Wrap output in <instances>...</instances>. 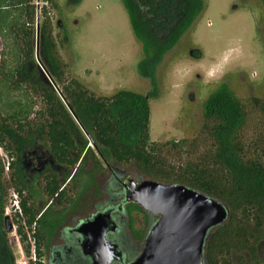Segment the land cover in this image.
<instances>
[{
	"label": "trees",
	"instance_id": "trees-1",
	"mask_svg": "<svg viewBox=\"0 0 264 264\" xmlns=\"http://www.w3.org/2000/svg\"><path fill=\"white\" fill-rule=\"evenodd\" d=\"M119 1L141 45L143 58L137 72L144 76L153 71H144L145 67L169 52L203 10L201 0H182L179 5L177 0ZM259 1L264 42V0ZM38 2L43 3L40 8L31 0H0V33L6 34L15 13L19 17L22 13L26 20L14 34L16 52L23 59L15 76L8 74L7 79L0 72V82L12 83L13 91L18 85L28 88L42 98L40 110L24 105L0 114V149L8 159L5 167L0 158V264H14L3 225L7 197L2 176L8 174L18 201L20 215L10 211L16 236L24 244L23 226L34 232L36 264H42L47 231L59 224V209L77 190L79 169L85 156L93 155V149L100 158L103 151L115 164L107 168L110 176L106 184L107 193L115 198L124 196L122 184L129 180L123 179V169L129 167L138 175L136 182L144 177L182 185L228 207V219L207 239L205 264H264L257 255V246L264 241V100L243 102L221 84L202 104V126L196 137L178 142L150 141L148 98L128 91L98 97L68 79L47 15L48 7L56 6L53 0ZM140 6L147 7L148 14ZM37 12L42 21L36 30ZM176 16L179 22L172 25ZM247 130L252 131L248 138L244 135ZM38 142L52 165L37 174L47 203L42 213L25 193L21 171L24 157L37 149ZM87 144L92 148H86ZM51 209L53 216L48 217ZM148 219L152 226V216ZM24 252L28 254L25 245Z\"/></svg>",
	"mask_w": 264,
	"mask_h": 264
},
{
	"label": "rangeland",
	"instance_id": "rangeland-1",
	"mask_svg": "<svg viewBox=\"0 0 264 264\" xmlns=\"http://www.w3.org/2000/svg\"><path fill=\"white\" fill-rule=\"evenodd\" d=\"M31 1L36 7L43 5L38 0ZM201 1L202 12L169 52L145 67L144 71L153 70L151 75L146 76L137 72V64L143 58L141 45L131 31L119 0H53L56 8L48 7L47 15L68 79L76 80L98 97H110L119 91L146 96L149 140L178 142L196 137L202 126V104L221 84H226L243 102L250 98L264 100L263 11L260 1ZM176 3L179 5L182 0ZM140 8L144 14H148L147 7ZM11 18L6 29L7 35L0 33V72L7 75V79L8 74L15 76L18 62L23 59L16 52L17 39L14 34L26 22L22 13L20 17L15 13ZM41 21L42 17L39 23ZM178 22L179 17L176 16L172 25ZM13 90L16 89L9 81L0 82V114L24 105L33 106V110L41 109L40 95H34L30 89L19 85L17 91ZM251 134L252 131L247 130L244 135L248 138ZM89 146L87 144L86 148ZM93 151V155L85 156V162L79 169L77 190L69 203L59 209L58 225L69 223L74 218L79 221L92 214L93 206L105 199L101 191L110 174L107 168L115 164L103 151L102 158ZM0 158L6 167L8 159L1 149ZM24 161L21 171L25 175V193L42 213L47 203L37 184V174L52 165L40 142L37 149L28 151ZM53 169L62 172L58 168ZM123 171V179L136 182L138 175L131 168H124ZM142 180L150 179L142 177ZM2 184L7 197L3 217L9 219L12 227V232L6 233V242L15 263L19 257V243L15 234L16 224L8 213L15 199L8 174L2 176ZM123 210L127 214L124 218H128L126 237L133 244L132 250L138 247L136 258L151 226L146 228L145 214L134 205L126 204ZM52 212L53 209L49 211L48 217L53 216ZM156 220L157 217L153 216L152 223ZM54 232L52 229L47 231L45 245L55 242ZM132 250H128L131 252L126 260L131 257ZM257 255L264 260V241L258 244Z\"/></svg>",
	"mask_w": 264,
	"mask_h": 264
},
{
	"label": "water",
	"instance_id": "water-1",
	"mask_svg": "<svg viewBox=\"0 0 264 264\" xmlns=\"http://www.w3.org/2000/svg\"><path fill=\"white\" fill-rule=\"evenodd\" d=\"M36 13V30L38 29ZM125 201L136 204L148 215L157 217L149 228L139 255L128 264H205L206 244L210 233L224 224L229 209L182 185H162L151 180L123 185ZM109 216L97 214L82 223L77 233L84 239L82 254L91 264L120 261L117 246L106 238ZM6 233L12 232L10 221L3 219Z\"/></svg>",
	"mask_w": 264,
	"mask_h": 264
},
{
	"label": "flooded vegetation",
	"instance_id": "flooded-vegetation-1",
	"mask_svg": "<svg viewBox=\"0 0 264 264\" xmlns=\"http://www.w3.org/2000/svg\"><path fill=\"white\" fill-rule=\"evenodd\" d=\"M103 176L104 175H102L101 177ZM109 176L107 178V181L109 180ZM99 186L101 187L102 184H99ZM101 194L105 195V199L103 200V202L98 201L93 206L94 212L92 214L84 216L79 221H75V219L77 218L71 219L69 223H64L62 225L60 224L53 229L55 231L54 233H56L54 235L55 242L51 244L47 243V245H44L45 252L43 248L44 256L42 258L43 261H41L42 264H91L90 259L82 254L81 244L84 239L77 233V228L82 223L92 220V218L99 213L109 216V223H111L109 226V230L114 227L113 232L109 231L106 235V238L109 241H112L117 246V250L120 253L121 258L119 262L113 264H128L132 262L131 257H129V260H126L129 252H131L128 250H132L133 244L126 237L128 218H124V216H126L127 214L126 211L123 210V206L126 204H132L138 209L139 207L132 202L125 201V192L123 198H115L111 193H107L106 185L105 187L102 186ZM143 213L145 214L146 219L151 217V215H148L145 212ZM75 222H77L76 225L74 227H71L73 224H75ZM148 226L150 227L147 221L146 228H149ZM133 250L135 249L133 248Z\"/></svg>",
	"mask_w": 264,
	"mask_h": 264
},
{
	"label": "built area",
	"instance_id": "built-area-1",
	"mask_svg": "<svg viewBox=\"0 0 264 264\" xmlns=\"http://www.w3.org/2000/svg\"><path fill=\"white\" fill-rule=\"evenodd\" d=\"M11 209L13 212H17L20 215V210L18 207V201L16 199V196L12 202V206H10L8 213H10ZM23 229L25 232L24 244H21L18 240V237L16 236L19 243V252H18L19 257L14 264H36L34 232H29L24 226ZM24 245L28 247V254L24 252Z\"/></svg>",
	"mask_w": 264,
	"mask_h": 264
}]
</instances>
